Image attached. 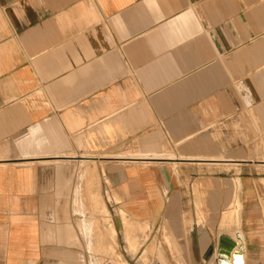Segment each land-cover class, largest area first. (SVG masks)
I'll use <instances>...</instances> for the list:
<instances>
[{
	"label": "crops",
	"instance_id": "obj_1",
	"mask_svg": "<svg viewBox=\"0 0 264 264\" xmlns=\"http://www.w3.org/2000/svg\"><path fill=\"white\" fill-rule=\"evenodd\" d=\"M82 157L130 261L214 264L238 199L264 264V0H0V264H90Z\"/></svg>",
	"mask_w": 264,
	"mask_h": 264
},
{
	"label": "rangeland",
	"instance_id": "obj_2",
	"mask_svg": "<svg viewBox=\"0 0 264 264\" xmlns=\"http://www.w3.org/2000/svg\"><path fill=\"white\" fill-rule=\"evenodd\" d=\"M78 163L84 167V173L86 174L85 179L86 182H90L91 188L89 194H87L86 189L84 195L82 190H80L79 193L78 191L76 192L74 205L71 207V212L79 216V221L76 220L77 222L74 224V239L77 243H80L82 239L84 240L86 249L90 252V264H156L152 261H148L145 250L139 251V253L133 255L132 261L123 253V246L120 242V238L117 237V230L112 219V213L114 212L112 210L113 207L109 206L107 203V201H111L110 195L100 180L98 165L102 162H98V159H95L94 161L90 160ZM116 212L120 215L124 223V239L127 242V248L135 253L138 249L137 247L145 240V237L142 238L145 225L137 221H130L127 216L122 217L120 208L116 210ZM89 227L92 228L94 232L90 230ZM228 233L233 234V230H228Z\"/></svg>",
	"mask_w": 264,
	"mask_h": 264
},
{
	"label": "bare ground",
	"instance_id": "obj_3",
	"mask_svg": "<svg viewBox=\"0 0 264 264\" xmlns=\"http://www.w3.org/2000/svg\"><path fill=\"white\" fill-rule=\"evenodd\" d=\"M177 155V154H176ZM169 157V156H168ZM180 157V156H179ZM193 157V156H192ZM166 158V157H165ZM178 158V157H177ZM79 160H94L92 157H82L79 158ZM226 165V164H225ZM224 165V166H225ZM231 166V165H230ZM234 167V166H233ZM237 187V186H236ZM197 193V192H196ZM200 197V196H199ZM238 199L235 200V205L231 207V209L225 210L224 213L222 214L221 221H220V227H222L224 230H233V234H229L232 239L235 240V246L233 247L232 251H230L229 257L223 256V255H216L218 259L217 264H243V250H242V243H241V231H240V218H239V210H240V205H239ZM122 217L127 216L125 212L121 209ZM222 213V212H221ZM127 219V218H126ZM102 220V219H101ZM106 221V220H105ZM104 221V222H105ZM130 221H133L130 219ZM98 223V222H97ZM107 223V222H106ZM134 223V222H133ZM93 224V223H91ZM99 224V223H98ZM98 224H97V229H98ZM96 225V224H95ZM102 225V224H101ZM139 226V225H138ZM92 227V226H91ZM100 227V225H99ZM141 227V226H139ZM146 227V226H144ZM219 227V228H220ZM90 228V227H89ZM95 228V226H94ZM93 228V229H94ZM101 228V227H100ZM111 228V227H110ZM106 229V228H105ZM132 229V228H131ZM142 229V228H140ZM92 230V228H90ZM96 230V229H95ZM143 230V229H142ZM94 232V230H92ZM102 231V230H101ZM105 231V230H104ZM111 231V230H110ZM139 231V230H138ZM137 231V232H138ZM136 232V231H135ZM140 232V231H139ZM97 233V232H96ZM104 233V232H103ZM108 234V233H107ZM110 235V234H109ZM112 235V234H111ZM99 236V235H98ZM103 236V235H102ZM114 236V235H113ZM127 236V235H126ZM136 236V235H135ZM141 236V235H140ZM108 237V236H107ZM145 236L143 235L142 238ZM98 239V238H97ZM105 239V237H104ZM103 239V240H104ZM115 239V238H114ZM95 241V240H94ZM141 243V242H140ZM94 246V245H93ZM89 247V246H88ZM99 248V247H98ZM101 248V247H100ZM138 248V247H137ZM91 250V249H90ZM93 251V250H92ZM128 263V262H127ZM215 264V262H214Z\"/></svg>",
	"mask_w": 264,
	"mask_h": 264
},
{
	"label": "water",
	"instance_id": "obj_4",
	"mask_svg": "<svg viewBox=\"0 0 264 264\" xmlns=\"http://www.w3.org/2000/svg\"><path fill=\"white\" fill-rule=\"evenodd\" d=\"M235 240L232 239L229 235L221 233L218 235L217 239V256L223 255L229 257L230 251H232L235 246ZM218 263L217 257L215 258V264Z\"/></svg>",
	"mask_w": 264,
	"mask_h": 264
}]
</instances>
